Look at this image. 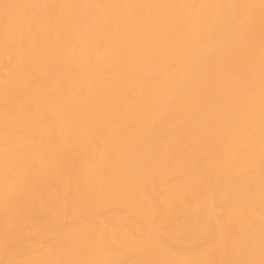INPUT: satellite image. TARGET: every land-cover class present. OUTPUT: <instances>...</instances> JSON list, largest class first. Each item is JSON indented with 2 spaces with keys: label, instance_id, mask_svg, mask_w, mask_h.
Returning <instances> with one entry per match:
<instances>
[{
  "label": "bare ground",
  "instance_id": "1",
  "mask_svg": "<svg viewBox=\"0 0 264 264\" xmlns=\"http://www.w3.org/2000/svg\"><path fill=\"white\" fill-rule=\"evenodd\" d=\"M0 264H264V0H0Z\"/></svg>",
  "mask_w": 264,
  "mask_h": 264
}]
</instances>
